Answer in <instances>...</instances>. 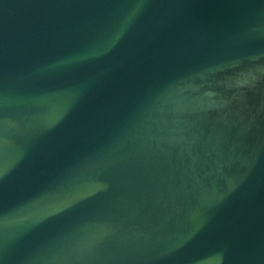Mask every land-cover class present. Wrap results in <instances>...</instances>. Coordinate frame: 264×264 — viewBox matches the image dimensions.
Returning a JSON list of instances; mask_svg holds the SVG:
<instances>
[{
    "label": "water",
    "instance_id": "water-1",
    "mask_svg": "<svg viewBox=\"0 0 264 264\" xmlns=\"http://www.w3.org/2000/svg\"><path fill=\"white\" fill-rule=\"evenodd\" d=\"M0 264H264V0H0Z\"/></svg>",
    "mask_w": 264,
    "mask_h": 264
}]
</instances>
